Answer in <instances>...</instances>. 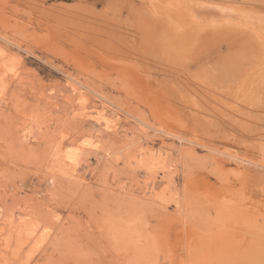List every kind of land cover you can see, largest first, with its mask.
<instances>
[{
	"label": "rangeland",
	"instance_id": "374dc122",
	"mask_svg": "<svg viewBox=\"0 0 264 264\" xmlns=\"http://www.w3.org/2000/svg\"><path fill=\"white\" fill-rule=\"evenodd\" d=\"M81 7L0 0V264H264V58L243 55L232 84L219 66L230 49L205 50L212 26L237 27L239 15L182 8L185 28L194 27L167 48L164 36L125 32L101 6ZM92 102L121 112L119 134L84 119ZM169 129L222 149L249 147L255 164L191 151ZM89 131L101 147L83 154L84 180H74L58 146ZM151 148L165 149L163 158ZM153 173L159 197L150 200L143 181ZM12 214L26 226L2 230Z\"/></svg>",
	"mask_w": 264,
	"mask_h": 264
},
{
	"label": "bare ground",
	"instance_id": "6f19581e",
	"mask_svg": "<svg viewBox=\"0 0 264 264\" xmlns=\"http://www.w3.org/2000/svg\"><path fill=\"white\" fill-rule=\"evenodd\" d=\"M34 1L38 2V3L47 2V0H34ZM73 1H76L79 4H81V6H83V8L81 7L83 14H87V12L90 13L91 9L94 10V8L101 6L102 9L105 11V14L107 16L106 17L104 15V19L105 18L107 19L106 22L107 21L109 22L110 20L113 21V23H115V25H117V27H119L120 30L122 29L125 32L133 30L135 32L141 33V35H143V33H144L145 35L149 36L150 39H152V38L158 39L159 37L164 36L163 38L165 40H168L164 44V46L167 48L169 47V45L170 46L172 45L175 48H179V46L177 44L180 42H183V41L179 42V39L181 38V36H183L184 34H187L188 31L191 30L190 28L194 27V25H193L190 28H188V27L185 28V24H184L185 22L183 23V20L181 17V15H182L181 13H183L182 8L187 9L186 11H188L189 15L192 17H194L195 13H196L195 6H200V7H205V6L207 7L208 6V7L216 8L217 10H220L221 12H227L229 14H237V15H239V18H238L239 20H237V27H235V25H231L232 27H229V28L223 26L224 30H222L220 28H219L220 29L219 30L217 27H219L220 25H218V26L216 25V26H212L214 31H210L209 36H208L209 38L207 40H206V38L204 39V37L201 36V38L203 37L202 39L206 40L205 50L207 49V50L212 51V52L217 51V53L220 54L222 52V50L230 49V52L228 54H226V56H224V58H221L220 65L218 64L221 67V69L223 70L222 79L224 81H232L233 80L232 84H233V82H236L239 79V77H235V75H237L239 72H241L239 66L241 65L242 62H240L239 60H243L242 59L243 55H245V54L249 55V53H250V55L254 54V56H256V57L257 56L259 58L261 57V59L264 58V0H240L241 2H238L239 4L236 2L237 0L236 1L235 0H146L147 3L145 2V0H139L140 3L138 6H136L138 0H73ZM231 2H236V3H231ZM85 4L88 6H86ZM82 12L79 15L82 16L83 15ZM99 15L97 14V16H99ZM71 17H74V16L72 15ZM99 18L101 19L102 16ZM108 18H109V20H108ZM255 18L259 21H258L257 25L254 26L253 24H255V23L251 22V19H255ZM104 19H102V20H104ZM111 21L109 23H111ZM190 21L191 20H189V23H188V18H187V22H186L187 26H188V24H190ZM212 22H213V20H212ZM218 22H219V20H218ZM113 23H111V24H113ZM214 23H216L215 19H214ZM228 23H229V21H228ZM165 24H169V26L171 25L170 26L171 28L169 27V30H168V28H167L168 26ZM230 24H232V23H230ZM191 25H192V23H191ZM198 26H199V24L196 25L195 28ZM182 27H184L185 32H183V30L180 29ZM212 27H211V29H212ZM215 27H216V30L218 29L217 31H215V29H214ZM220 27L223 28L222 26H220ZM200 28H202V27H200ZM206 28H208V25ZM179 29L182 31L180 32ZM200 30L202 32L203 29H200ZM193 31H195L194 28H193ZM205 31H203L204 35L207 32V31L206 32ZM191 33H193V32H191ZM206 34H208V33H206ZM194 35H195V33L190 34V38H193V41L191 43H193L194 41L197 40L196 36H198V35H195V38H194ZM174 37L177 38V40H175ZM199 40H200V38H199ZM200 41H202V40H200ZM202 42H204V41H202ZM184 43H186V42H184ZM162 45H163V43H162ZM252 56L253 55H251L250 57H252ZM256 57H254L253 59L255 60ZM246 60L248 61V59H246ZM246 60H245V63L247 62ZM249 61H251V60H249ZM3 62H0V71H1L2 67H4V66H2V65H4ZM1 63H3V64H1ZM244 66H245V64H244ZM243 67L241 66L242 71H243ZM7 69H9V68H7ZM2 70H4V69H2ZM184 72H186V71H184ZM186 81L188 83V84L185 83L186 85H189L192 88L194 87L198 91L197 87H199L201 83L198 84L199 86H196L197 82H194L192 79H190L188 77H186ZM76 85H77V83H76ZM74 92H75V90L73 91V93ZM80 93L82 94V90ZM74 94H76V93H74ZM77 96H75V98ZM85 97H87V95ZM84 99H86V98L83 97V101L86 102V100H84ZM88 102H90V101H88ZM82 104H84V103H82ZM85 108L86 109H84V110L85 111L87 110V111L83 115L84 119H85V117L87 119H91L94 123H96L97 125L100 126L101 131L106 132L109 135H113V134L117 135L120 133L121 126H120V122H119V117H121V116L119 115V113H121V112L119 110H117V109L112 110L111 105H109L105 102H101V103L92 102L91 104L90 103L87 104ZM85 111H83V112H85ZM77 112H79V111H77ZM150 127H151V125H150ZM195 131H197V130L195 129ZM164 132L171 135L172 137L175 136L180 141H185L186 143H188L189 147H190L189 150H191V151L195 150V148H194L195 146H200V147L206 148L208 150V152L210 151L211 153H215V155H217V154L225 155L224 157L227 156L228 157L227 159L234 160L235 162L239 161L240 163H246V164L247 163H254L252 159H250L246 154L243 153L244 150L251 152L252 149H250L249 147H246L243 151H235V150L229 149V148L226 149L225 146L223 147L225 149H222L220 147V145L204 143V140L201 139L199 134L195 133L194 131H193L194 133L192 135H188V134L183 133L181 131L176 132V131H173L171 129H169L167 131L164 130ZM127 133L128 132H125V136L128 135ZM22 136L24 138L23 143H27L29 138H30L29 137L30 135L28 134V132L23 133ZM83 138L84 139L86 138V139L84 140ZM261 142H260V144H262V148L260 149L259 153L261 155V158L263 157V161H264V143L263 142L261 143ZM101 143H102L101 135L98 133L89 131V132L79 133L78 135L75 134L73 136V138L70 139V141H67V143H64V144L62 143L61 145L58 146L59 150H61V151L63 150V152L65 153L66 161L71 166L70 172L67 171L68 176L70 178H73L74 180H80V181L84 180V176L80 174V168L83 164L82 161L84 159L83 154L87 151L89 152V150H99L101 147ZM21 146H25V145L22 144ZM229 146H231V144ZM253 146L255 147V145H253ZM256 148H258V146ZM29 149H31V148H29ZM149 150L153 152V155L155 156V158L156 157L157 158H163V155L165 153L164 152L165 149L164 150H158V149L155 150L154 148H151ZM258 150L256 149L255 152L258 153ZM29 151H31V150H29ZM107 154H109V153H107ZM213 156H214V154H213ZM219 157H221V156H219ZM65 158H64V160H65ZM217 158H218V156H217ZM212 161H214V160H212ZM160 162H162V160H160ZM221 163H223V161H221ZM221 163H220V165L222 166ZM153 164H155V163H153ZM217 165H219V164H217ZM223 168H225V167H223ZM237 169L239 170L240 167L239 168L237 167ZM151 170H153V169H151V167L147 168V171L149 173L154 172ZM232 170H234V169H232ZM238 170H237V172H240ZM155 171H156V168H155ZM234 171H236V170H234ZM67 172H66V174H67ZM240 174H238V175L236 174L238 176V178H239ZM51 179H52V181H54L53 176ZM143 182H144V187H145L146 191H148L150 193L149 199L150 200L158 199L157 197H159V196H156V194H154L156 192L157 184H158L156 175L154 174L153 176L147 177ZM231 182H232V180H231ZM134 191H135V189H131V190L129 189L126 192H127L128 196L130 197V199H133L135 202H137V198H139V197L135 196ZM147 197H148V193H147ZM133 200H131V201H133ZM219 215H221V213H219ZM24 220H25V218H24ZM24 220H23V217H14L12 214L8 217V220L4 221V219H3V221L1 222V223H3L2 230H4V228H8V230H9V229L13 228L14 224L16 226H18V228L22 229V226H24L26 224V221H27V220L26 221H24ZM221 225H224L223 221H221ZM50 229H49V231H47L48 232L47 234H49V235L51 233ZM0 237H1V235H0ZM0 239H2V238H0Z\"/></svg>",
	"mask_w": 264,
	"mask_h": 264
}]
</instances>
